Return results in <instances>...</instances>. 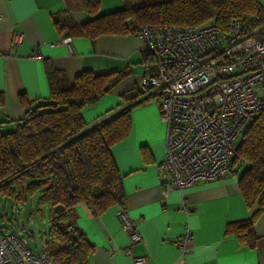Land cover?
Segmentation results:
<instances>
[{
	"label": "crops",
	"instance_id": "crops-1",
	"mask_svg": "<svg viewBox=\"0 0 264 264\" xmlns=\"http://www.w3.org/2000/svg\"><path fill=\"white\" fill-rule=\"evenodd\" d=\"M257 1L264 7V0ZM123 6V0H101L99 15ZM55 16H69L77 25L91 19L79 8L78 0H0L2 132L14 130L24 120L28 107L20 103V96H25L32 108L48 102V67L63 72L70 83L86 71L96 75L127 73L97 104L83 108L88 127L126 107L127 98L142 100L132 109L130 134L113 148L123 177L125 211L142 240L130 243L121 227L120 209L93 217L85 205H80L77 226L93 245L87 264H134L139 258L146 259V264H264V211L254 222L253 247L241 244L228 232L229 224L249 220L258 209L247 206L239 174L184 191L166 187L167 180L160 173L165 158V126L155 96L139 94L136 88L152 60L144 41L134 35L103 36L95 42L67 35L56 29ZM184 201L189 213L182 210ZM0 229L2 237L15 227L7 222ZM187 230L192 232V240L183 255L179 242Z\"/></svg>",
	"mask_w": 264,
	"mask_h": 264
},
{
	"label": "trees",
	"instance_id": "trees-1",
	"mask_svg": "<svg viewBox=\"0 0 264 264\" xmlns=\"http://www.w3.org/2000/svg\"><path fill=\"white\" fill-rule=\"evenodd\" d=\"M78 1L91 19L77 25L69 16H55L54 25L60 33L92 42L103 36L133 35L148 25H215L229 32L231 22L237 20L245 36L264 27V7L257 0H123L121 10L105 15H99L101 0ZM46 74L48 102L32 108L31 102L20 96V103L28 107L24 120L12 131L0 130V197L22 205L39 195V207L50 209L40 253L53 264H87L93 245L77 226V207L85 205L93 217L113 208L125 210L123 177L113 147L130 134L132 109L142 100L127 98L126 107L88 127L83 108L97 104L127 73L96 75L86 71L77 75L74 83L51 67ZM147 156L145 152L149 161ZM232 174L240 175L239 187L247 206L258 209L249 220L229 224L228 232L241 244L253 247L254 222L264 211V110L242 135ZM57 207L63 210L56 213ZM9 232L19 235L14 229Z\"/></svg>",
	"mask_w": 264,
	"mask_h": 264
},
{
	"label": "built area",
	"instance_id": "built-area-1",
	"mask_svg": "<svg viewBox=\"0 0 264 264\" xmlns=\"http://www.w3.org/2000/svg\"><path fill=\"white\" fill-rule=\"evenodd\" d=\"M133 35L152 59L136 87L155 96L167 128L160 172L166 187L184 191L229 177L242 135L264 110V27L245 36L237 20L229 32L215 25H148ZM182 210L190 212L186 201ZM118 214L130 243L141 242L126 211ZM191 240L187 230L179 242L183 255ZM0 264L53 262L9 232L0 237Z\"/></svg>",
	"mask_w": 264,
	"mask_h": 264
},
{
	"label": "rangeland",
	"instance_id": "rangeland-1",
	"mask_svg": "<svg viewBox=\"0 0 264 264\" xmlns=\"http://www.w3.org/2000/svg\"><path fill=\"white\" fill-rule=\"evenodd\" d=\"M157 106L159 109L158 103ZM163 125L166 133V124L163 123ZM38 200L39 195H36L26 204L18 205L9 199L0 197V226L6 225L7 222L10 223L12 227H15V231H19V235L26 240L28 247L35 253L42 252V239L48 230L50 215L48 206L39 207Z\"/></svg>",
	"mask_w": 264,
	"mask_h": 264
},
{
	"label": "water",
	"instance_id": "water-1",
	"mask_svg": "<svg viewBox=\"0 0 264 264\" xmlns=\"http://www.w3.org/2000/svg\"><path fill=\"white\" fill-rule=\"evenodd\" d=\"M62 210H63L62 207H57V208H55V212H56V213H60Z\"/></svg>",
	"mask_w": 264,
	"mask_h": 264
}]
</instances>
